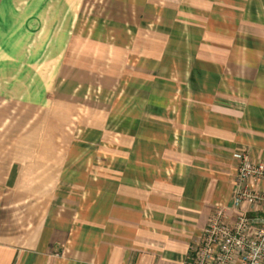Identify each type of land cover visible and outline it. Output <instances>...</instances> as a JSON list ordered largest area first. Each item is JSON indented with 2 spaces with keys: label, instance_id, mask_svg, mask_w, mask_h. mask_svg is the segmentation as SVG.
<instances>
[{
  "label": "crops",
  "instance_id": "obj_1",
  "mask_svg": "<svg viewBox=\"0 0 264 264\" xmlns=\"http://www.w3.org/2000/svg\"><path fill=\"white\" fill-rule=\"evenodd\" d=\"M109 3L96 74L62 64L79 1L0 0V264H181L264 161V0Z\"/></svg>",
  "mask_w": 264,
  "mask_h": 264
},
{
  "label": "built area",
  "instance_id": "obj_2",
  "mask_svg": "<svg viewBox=\"0 0 264 264\" xmlns=\"http://www.w3.org/2000/svg\"><path fill=\"white\" fill-rule=\"evenodd\" d=\"M235 214L218 206L191 258L181 264H264V161L237 151ZM251 214L244 211L245 206Z\"/></svg>",
  "mask_w": 264,
  "mask_h": 264
},
{
  "label": "rangeland",
  "instance_id": "obj_3",
  "mask_svg": "<svg viewBox=\"0 0 264 264\" xmlns=\"http://www.w3.org/2000/svg\"><path fill=\"white\" fill-rule=\"evenodd\" d=\"M80 2L79 9H78V16L77 22L75 25V39L73 41L70 50L67 52L66 56L63 58V65L66 66L70 64L79 65L81 67H86L92 72L96 74L104 73L106 70V65L108 69L111 68V64L108 59H112L110 57H103L100 56V45L102 38H106L109 40L108 43L111 44V36L115 34L116 30V18L119 17L117 15V11L114 8V5L109 3L106 5V0H77ZM103 39V40H104ZM106 40V39H105ZM106 59V60H105ZM130 59V58H129ZM107 69V70H108ZM114 68L109 69V71H113ZM128 71V69L126 70ZM114 72V71H113ZM131 72V71H130ZM125 78L128 80H133L132 73L125 74ZM53 77L49 81L52 80L53 84ZM89 96H96L94 90L90 91ZM86 101V102H85ZM68 102H72L75 105V112H84V106L88 100H67ZM70 105V104H69ZM5 106L0 104V111L3 110ZM78 108H81L78 109ZM52 106L45 107L44 109H31L25 108L23 106H8L6 112L12 114H19V113H40L47 116L48 113H51ZM68 111L67 106L60 110V112ZM76 112V113H77ZM75 121H69L62 129L68 130L73 129L75 127ZM80 122L77 121L76 127L81 128L79 125ZM62 141V140H61ZM62 143V142H61Z\"/></svg>",
  "mask_w": 264,
  "mask_h": 264
}]
</instances>
